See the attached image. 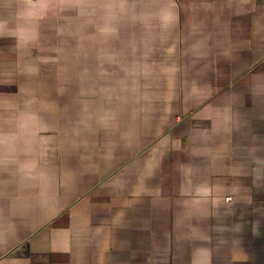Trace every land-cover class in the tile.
Returning <instances> with one entry per match:
<instances>
[{
	"label": "crops",
	"instance_id": "obj_1",
	"mask_svg": "<svg viewBox=\"0 0 264 264\" xmlns=\"http://www.w3.org/2000/svg\"><path fill=\"white\" fill-rule=\"evenodd\" d=\"M0 264H264V0H0Z\"/></svg>",
	"mask_w": 264,
	"mask_h": 264
}]
</instances>
